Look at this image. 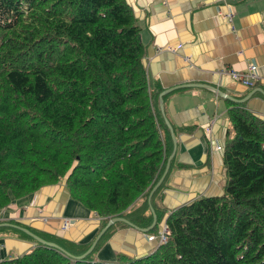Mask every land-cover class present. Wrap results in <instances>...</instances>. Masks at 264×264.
<instances>
[{"label": "trees", "instance_id": "1", "mask_svg": "<svg viewBox=\"0 0 264 264\" xmlns=\"http://www.w3.org/2000/svg\"><path fill=\"white\" fill-rule=\"evenodd\" d=\"M144 56L126 0H0V211L64 183L99 218L100 230L115 217L146 229L149 207L160 222L154 200L175 157L149 203L173 142L159 108L164 91L150 87ZM228 105L234 135L223 150L222 194L170 212L167 242L154 252L97 262L124 223L112 225L83 260L2 227L35 246L0 264H264V119L244 104ZM32 232L73 257L92 244Z\"/></svg>", "mask_w": 264, "mask_h": 264}, {"label": "crops", "instance_id": "2", "mask_svg": "<svg viewBox=\"0 0 264 264\" xmlns=\"http://www.w3.org/2000/svg\"><path fill=\"white\" fill-rule=\"evenodd\" d=\"M126 2L140 30L150 87L157 85L164 92L176 88L164 95L163 110L177 148L171 173L154 200L158 212L164 213L161 223L156 222L158 232L116 227L95 254L94 259L100 263H116L119 256H148L160 246L159 232L170 212L197 199L222 194L223 150L234 135L228 119L232 106L228 104L235 103L232 100H243L253 92L244 108L264 119V0H227V4L217 0ZM229 12L233 31L224 17ZM178 45L182 48L175 53L167 49ZM251 63L258 66L262 77L252 88L221 74L223 70L242 72ZM213 120L207 136L204 128ZM216 146H221L222 151H216ZM65 219L70 225L62 231ZM0 223L83 246L94 241L101 222L93 212L73 201L65 184L59 183L12 200L0 211ZM34 246L22 236L0 233V262L18 258Z\"/></svg>", "mask_w": 264, "mask_h": 264}, {"label": "water", "instance_id": "3", "mask_svg": "<svg viewBox=\"0 0 264 264\" xmlns=\"http://www.w3.org/2000/svg\"><path fill=\"white\" fill-rule=\"evenodd\" d=\"M180 87H188V86H180ZM179 88V87H177ZM176 88H173V89H169V90H166L165 92L161 93L160 97H159V101H160V110H161V114L164 118V121H165V124L166 126L168 127L169 131H170V135H171V139H172V142H173V151H172V154L170 155V157L168 158V161H167V164H166V168H165V171L162 175V177L160 178V180L158 181V183L154 186V188L152 189V191L150 192V195L148 197V202L150 203L151 201V197L153 195V193L160 187V185L162 184L165 176L167 175L168 173V170H169V166H170V161L172 160V158L174 157L175 153H176V148H177V145H176V139H175V136H174V133H173V129L172 127L170 126L168 120L166 119L165 115H164V110H163V96L169 92H171L172 90H174ZM253 95V92L250 93L246 98H244L243 100H232L234 101L235 103H238V104H244L246 103V101ZM229 99V98H227ZM151 214L153 215V221L151 223V225L146 228V229H143V228H138L136 226H134L133 224H131L130 222H128L127 220L123 219V218H118V217H115V218H111L108 220L106 226H104V228H102V230H100V232L97 234V236L95 237L94 241L92 242L90 248L84 253L82 254L81 256H78V257H73L72 255H70L69 253H67L64 249H62L60 246H58L57 244L55 243H51V242H47L45 240H43L42 238L36 236L35 234H33L32 232H30L28 229L26 228H22V227H19V226H16V225H11V224H7V223H0V228L2 227H12V228H15L19 231H21L22 233H24L25 235H27L28 237H30L32 240H34L36 243L40 244L41 246H46V247H50V248H53V249H56L58 250L59 252L63 253V254H66L67 256L73 258V259H76V260H83L85 259L89 254L92 253V251L94 250L95 246L97 245L98 241L100 240V238L104 235V233L114 224L116 223H124L126 225H128L129 227L135 229L136 231H139V232H142V233H149L155 226H156V216H155V213L154 211L151 209Z\"/></svg>", "mask_w": 264, "mask_h": 264}, {"label": "built area", "instance_id": "4", "mask_svg": "<svg viewBox=\"0 0 264 264\" xmlns=\"http://www.w3.org/2000/svg\"><path fill=\"white\" fill-rule=\"evenodd\" d=\"M219 3L227 4V0H217ZM226 22L231 25V29L233 31V26H232V13L229 12L226 15H224ZM182 48L181 45H178L177 48H172L169 47L167 48L170 52L175 53L176 51L180 50ZM240 54V53H239ZM221 74H226L230 77V79L238 84H241L242 86L246 88H252L254 85L262 80V77L259 75L258 72V66L251 63L248 64L246 69L242 72L234 71V70H223ZM214 123V120L211 122V124H208L204 130L207 136L210 135L211 133V127L212 124ZM216 151H222L221 146H216L215 148ZM70 222L68 219H65L62 223L61 230L66 231L69 228ZM169 235V231L167 229V226L163 223L161 227V231L159 232V243L160 245H163L167 242V237Z\"/></svg>", "mask_w": 264, "mask_h": 264}, {"label": "rangeland", "instance_id": "5", "mask_svg": "<svg viewBox=\"0 0 264 264\" xmlns=\"http://www.w3.org/2000/svg\"><path fill=\"white\" fill-rule=\"evenodd\" d=\"M139 204H141V203H139ZM139 204H137V207H139V208H140ZM149 213H152V212H151V207H149V208L147 209V211H146V215H148ZM163 217H164V216H163ZM163 217L160 219V222H159V224H160V223H161V221L163 220ZM159 224H158V225H157V227H156V232H155V233H157V232H158ZM149 233H151V232H149Z\"/></svg>", "mask_w": 264, "mask_h": 264}]
</instances>
